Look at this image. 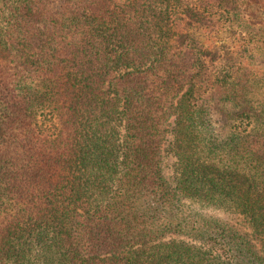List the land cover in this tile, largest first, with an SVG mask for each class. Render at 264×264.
<instances>
[{"label": "trees", "instance_id": "obj_1", "mask_svg": "<svg viewBox=\"0 0 264 264\" xmlns=\"http://www.w3.org/2000/svg\"><path fill=\"white\" fill-rule=\"evenodd\" d=\"M253 1L0 0V264H264Z\"/></svg>", "mask_w": 264, "mask_h": 264}, {"label": "rangeland", "instance_id": "obj_2", "mask_svg": "<svg viewBox=\"0 0 264 264\" xmlns=\"http://www.w3.org/2000/svg\"><path fill=\"white\" fill-rule=\"evenodd\" d=\"M243 14H245V18L249 19V24L253 28L260 27L261 23L264 21V0H257L253 1L248 5H243ZM241 33H238L237 35H240ZM246 34V31L245 33ZM236 34H232L228 31H221L218 33L212 34L208 39L207 43H209L212 46H220L222 43H237L236 40ZM263 61V59H262ZM214 124L217 128V130H221L223 127V121L221 116L217 111H214ZM172 139V136L169 135L165 144H164V152H165V164L166 169L170 173L172 172V165L174 162V157L168 153V145ZM167 151V152H166ZM204 212L209 214H214L218 217L224 218L229 220L230 222L238 225L243 231H249L248 224L245 220V218L240 214L235 213H229V212H223L221 210H214V209H203Z\"/></svg>", "mask_w": 264, "mask_h": 264}]
</instances>
